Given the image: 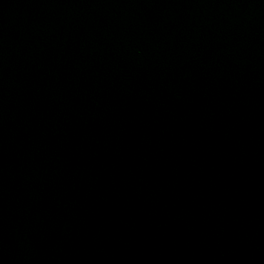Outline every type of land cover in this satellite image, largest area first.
Returning a JSON list of instances; mask_svg holds the SVG:
<instances>
[{
  "label": "water",
  "instance_id": "1",
  "mask_svg": "<svg viewBox=\"0 0 264 264\" xmlns=\"http://www.w3.org/2000/svg\"><path fill=\"white\" fill-rule=\"evenodd\" d=\"M0 264H264V0L0 4Z\"/></svg>",
  "mask_w": 264,
  "mask_h": 264
}]
</instances>
